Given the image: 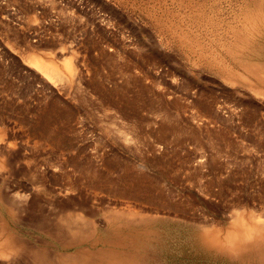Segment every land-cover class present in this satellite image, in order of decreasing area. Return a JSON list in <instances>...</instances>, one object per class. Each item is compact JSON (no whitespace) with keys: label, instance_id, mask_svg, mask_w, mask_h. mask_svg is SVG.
<instances>
[{"label":"rangeland","instance_id":"1","mask_svg":"<svg viewBox=\"0 0 264 264\" xmlns=\"http://www.w3.org/2000/svg\"><path fill=\"white\" fill-rule=\"evenodd\" d=\"M261 6L0 0V264H264Z\"/></svg>","mask_w":264,"mask_h":264},{"label":"bare ground","instance_id":"2","mask_svg":"<svg viewBox=\"0 0 264 264\" xmlns=\"http://www.w3.org/2000/svg\"><path fill=\"white\" fill-rule=\"evenodd\" d=\"M260 12L264 13V6L263 7L261 6ZM241 42H243V41H241ZM30 57H31L30 62L33 63V65H36L40 70H42L50 78H53L56 80H62L64 77H68V75H67L68 73L71 74L73 72L72 70H73L74 66H73L72 62H70L71 61L70 59H66L65 61H63L64 62L63 68H61V67L57 66L55 64V62H52L51 60H48V59L45 60L42 57H39L37 55H33ZM1 241L4 242V239ZM3 244H5V243H3ZM240 246L243 247V244L240 243ZM244 250H245V248L243 249V251ZM238 252H241V251L239 250ZM260 255H262L264 257V251H261Z\"/></svg>","mask_w":264,"mask_h":264}]
</instances>
